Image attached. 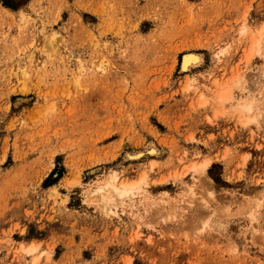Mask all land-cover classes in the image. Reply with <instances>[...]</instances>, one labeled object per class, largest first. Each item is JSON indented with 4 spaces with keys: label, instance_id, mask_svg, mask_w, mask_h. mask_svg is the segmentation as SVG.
I'll list each match as a JSON object with an SVG mask.
<instances>
[{
    "label": "rangeland",
    "instance_id": "374dc122",
    "mask_svg": "<svg viewBox=\"0 0 264 264\" xmlns=\"http://www.w3.org/2000/svg\"><path fill=\"white\" fill-rule=\"evenodd\" d=\"M0 264H264V0H0Z\"/></svg>",
    "mask_w": 264,
    "mask_h": 264
},
{
    "label": "bare ground",
    "instance_id": "6f19581e",
    "mask_svg": "<svg viewBox=\"0 0 264 264\" xmlns=\"http://www.w3.org/2000/svg\"><path fill=\"white\" fill-rule=\"evenodd\" d=\"M242 32H243V31H242ZM243 33H244V32H243ZM252 41H253V43L255 44V39H252ZM196 57H197V56H196ZM196 57H195V56H192V55H190V54H187V55L183 56V62H182V71H183V72L188 71L189 66H190L191 64H193L194 61H197V60H195ZM194 65H195V64H194ZM225 96H226V94L223 95V97H225ZM246 108L249 109L247 106H244V109H246ZM150 151H151V152L149 153L150 155H154V154H156L155 149H151ZM137 155H138V154H137ZM137 155L131 157V159H133V158H138ZM207 166H208V162L205 161V162H203V163L198 167V170L205 171V168H206ZM132 187H133V185H125V186H123L122 188H118V187H116V186L114 185V186L112 187V189H109V190H107V191H111L112 194H115V195H117V196H119V197H123V196H125V195L131 193V191H132ZM111 192L109 193L110 195H111ZM32 250H33V248H30V249H28V252H31Z\"/></svg>",
    "mask_w": 264,
    "mask_h": 264
}]
</instances>
